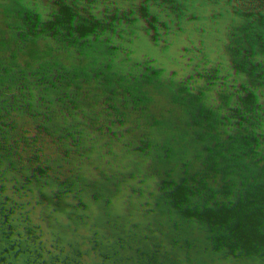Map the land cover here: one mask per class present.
<instances>
[{
    "label": "rangeland",
    "instance_id": "1",
    "mask_svg": "<svg viewBox=\"0 0 264 264\" xmlns=\"http://www.w3.org/2000/svg\"><path fill=\"white\" fill-rule=\"evenodd\" d=\"M38 1L50 9L41 40L49 50L65 42L63 17L78 43L80 28L113 18L120 82L143 72L123 54L138 42L154 51L151 97L164 101L173 138L146 148L154 182L140 196L103 203L102 221H135L115 264H264V46L249 38L235 0ZM255 2L264 16V0Z\"/></svg>",
    "mask_w": 264,
    "mask_h": 264
},
{
    "label": "trees",
    "instance_id": "2",
    "mask_svg": "<svg viewBox=\"0 0 264 264\" xmlns=\"http://www.w3.org/2000/svg\"><path fill=\"white\" fill-rule=\"evenodd\" d=\"M24 2L0 0V264H115L135 221H102L103 203L153 183L146 148L173 138L151 97L154 51L123 54L144 73L120 82L113 18L80 28L78 43L63 17L65 42L49 50L50 9ZM119 88L125 99L110 94Z\"/></svg>",
    "mask_w": 264,
    "mask_h": 264
},
{
    "label": "flooded vegetation",
    "instance_id": "3",
    "mask_svg": "<svg viewBox=\"0 0 264 264\" xmlns=\"http://www.w3.org/2000/svg\"><path fill=\"white\" fill-rule=\"evenodd\" d=\"M256 0H235L236 13L239 16L244 28L248 30L251 41L259 42L264 46V16L262 6ZM264 64V61L261 60Z\"/></svg>",
    "mask_w": 264,
    "mask_h": 264
}]
</instances>
